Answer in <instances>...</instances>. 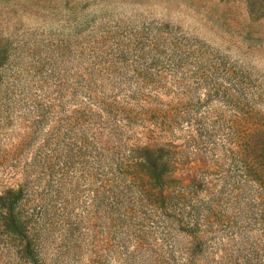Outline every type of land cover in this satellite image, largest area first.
I'll list each match as a JSON object with an SVG mask.
<instances>
[{
  "label": "rangeland",
  "instance_id": "1",
  "mask_svg": "<svg viewBox=\"0 0 264 264\" xmlns=\"http://www.w3.org/2000/svg\"><path fill=\"white\" fill-rule=\"evenodd\" d=\"M160 111L212 262L167 204L109 235L105 171L61 144L155 149ZM24 183L48 264H264V0H0V195Z\"/></svg>",
  "mask_w": 264,
  "mask_h": 264
},
{
  "label": "trees",
  "instance_id": "2",
  "mask_svg": "<svg viewBox=\"0 0 264 264\" xmlns=\"http://www.w3.org/2000/svg\"><path fill=\"white\" fill-rule=\"evenodd\" d=\"M152 113L148 121L157 131L151 138L158 146L155 149L146 146L123 147L119 144L97 151V148L91 149V142L86 139L73 142L72 133L61 144L65 150L69 147L67 151L75 150L84 157L91 156L105 171L106 188L102 206L109 235L115 234L118 240L128 242L135 236L133 231L138 229L137 219L141 218L139 212L142 208L167 204L177 230L191 237L203 251H208L212 262L214 243L207 235L214 231V224L209 215L199 211L201 201L191 192L190 185L176 176L186 162L181 150L170 143V133L175 128V119L180 120L182 113ZM139 115L147 120L149 111ZM150 127H147L149 131ZM193 149L198 147L194 146ZM28 191L27 183H24L0 195V225L5 228L4 234L7 236L3 241V251L13 264H48L46 237L39 218L31 215L27 207Z\"/></svg>",
  "mask_w": 264,
  "mask_h": 264
}]
</instances>
